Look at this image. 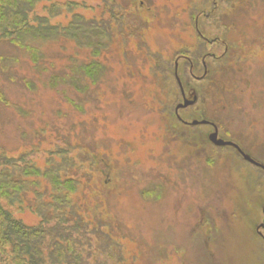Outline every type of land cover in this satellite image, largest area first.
Segmentation results:
<instances>
[{
    "label": "rangeland",
    "instance_id": "374dc122",
    "mask_svg": "<svg viewBox=\"0 0 264 264\" xmlns=\"http://www.w3.org/2000/svg\"><path fill=\"white\" fill-rule=\"evenodd\" d=\"M215 1L225 0L41 3L43 17H49L45 7L62 6L53 8L60 15L50 19L53 25L79 15L111 32L99 58L104 75L97 84L85 81L81 93L54 77L71 76L74 60L90 62L89 48L65 38L36 43L44 54L39 69L25 51L0 42V146L8 158L29 155L42 169L68 150L65 173L79 181L71 199L92 227L105 225L98 237L86 233L94 245L86 253L96 263L264 264L256 235L264 172L234 150L215 148L208 128L194 131L173 117L181 102L176 63L200 52L204 41L195 27H204L208 39L221 37L233 48L228 62L209 60V77L194 82L212 90L197 107L218 122L222 137L257 153L264 165V0H229L224 10ZM38 181L50 201L51 185ZM36 189L14 213L31 227L41 223L31 206Z\"/></svg>",
    "mask_w": 264,
    "mask_h": 264
},
{
    "label": "trees",
    "instance_id": "16d2710c",
    "mask_svg": "<svg viewBox=\"0 0 264 264\" xmlns=\"http://www.w3.org/2000/svg\"><path fill=\"white\" fill-rule=\"evenodd\" d=\"M53 1L0 0V42L8 41L25 51L39 69L44 66V54L35 46L36 43L65 38L79 47L89 48L90 62L84 64L74 60L70 67L71 76L54 77L55 82L62 80L78 92H85V81L97 84L104 75L105 67L99 58L112 39L111 32L109 34L106 25L86 21L79 15L68 25H53L50 19L60 16L58 12L53 13V8L62 6L52 4L45 7L49 17L37 14L41 3ZM171 69L168 67L163 72L169 73ZM52 88H56V83ZM28 156L8 158L0 146V264H89L83 255L91 256L89 258H93L94 264H99L96 257L86 253V246H94L86 233L98 237L105 225L100 220L92 227L79 215L77 205L71 199L78 192L79 181L65 173L71 166L68 150H60V162L49 159L44 169ZM39 179L51 185L48 202L44 200L46 194L40 190ZM31 186L37 188L35 205H31L41 218L37 227L27 226L14 217V213L22 211L27 203ZM104 237L110 238L108 235ZM100 242L98 246L103 250Z\"/></svg>",
    "mask_w": 264,
    "mask_h": 264
},
{
    "label": "flooded vegetation",
    "instance_id": "af4514ba",
    "mask_svg": "<svg viewBox=\"0 0 264 264\" xmlns=\"http://www.w3.org/2000/svg\"><path fill=\"white\" fill-rule=\"evenodd\" d=\"M228 1L229 0L223 1V4L221 6H219L218 2L215 1L216 3L215 2L214 3L216 5H214V7L216 6L215 8H217L219 6L220 7L219 9L224 10L225 8H227V5H225L224 3H228ZM210 28L215 29L217 27H209V29ZM223 29H225V27H223ZM195 30L198 33V35L202 38V42L204 41L202 43L204 46L201 48L200 52L197 54L190 52L189 55L185 54L186 56L185 55L179 56L181 57V59H179V61L177 62V65H178L177 74L175 70V74L174 76L172 74V76L175 77L174 79L178 83V86L180 89L181 102H179L175 106L173 117L179 123V125L185 128L194 130V131H196V129L208 128L209 132L206 138L209 141V143H211L215 148L221 149V150L223 149L234 150L236 154L246 164L250 165L256 170L259 169L260 171L264 172V170L261 168H258L257 165H253L247 162L243 158L241 151H243L245 155L247 154L250 155L252 159H254L256 162H257V153H255V155H251V153L248 152V150L245 147L240 145V143L238 144L236 141L232 139H226L222 137L218 122L212 118H209V116L207 115L206 111H204V109L197 107L199 106L201 99L204 100L205 93L207 94V98L210 100V97H211L210 94H212V90H208V89L203 90L202 87H197V85L194 84V82L200 84V83H203V81H205L204 79L209 77L208 74H210L213 69L210 61L217 62L218 64H222V63L224 64L228 62L232 58L231 53H232L233 47H231V44L226 39H221V37H218V36L212 39H208L204 34V31H203L204 27H195ZM225 34L228 35V33H224V32H222L221 35L225 38L226 37ZM181 77L183 78L184 81L181 79ZM177 78H179L182 84V89L179 85ZM190 95H193L192 100L196 99V103L187 108H183L177 111L176 110L177 106L179 104L184 103L186 99L188 101H192L191 98H189ZM195 121L199 123L205 121L207 122V124H203V125L198 124L194 126L193 123ZM214 133L218 134L219 139H222L226 142H232L236 144L237 146H239L241 151H239L238 149L234 147H230V146L220 147V146L214 145L210 140L211 135ZM263 214H264V207H263ZM256 235L261 240H263V243H264V218L261 223H257L256 225Z\"/></svg>",
    "mask_w": 264,
    "mask_h": 264
},
{
    "label": "water",
    "instance_id": "95a60500",
    "mask_svg": "<svg viewBox=\"0 0 264 264\" xmlns=\"http://www.w3.org/2000/svg\"><path fill=\"white\" fill-rule=\"evenodd\" d=\"M177 68H178V65H177V63H176V74H177ZM177 79H178L179 85H180V87H181V89H182V84H181L179 78H177ZM195 103H196V99H194V100H192V101H188V100L186 99V100L184 101V103L179 104V105L177 106L176 110L178 111V110H180V109L187 108V107H189V106H191V105H194ZM198 124H202V125H203V124H207V122L203 121V122H200V123H199V122L195 121V122L193 123L194 126H196V125H198ZM210 140H211V142H212L214 145H216V146H220V147L230 146V147H234V148L238 149L239 151H241L240 148H239V146H237L236 144H234V143H232V142H226V141H224V140H222V139H219L217 133L212 134L211 137H210ZM241 154H242L243 158H244L247 162H249V163H251V164H253V165H257L258 168H261V169L264 170V165H263L262 163L256 162L254 159H252V157H251L250 155H248V154L245 155V154L243 153V151H241Z\"/></svg>",
    "mask_w": 264,
    "mask_h": 264
}]
</instances>
